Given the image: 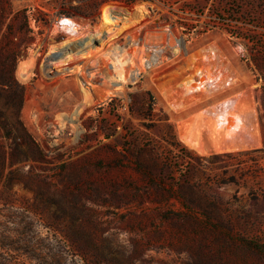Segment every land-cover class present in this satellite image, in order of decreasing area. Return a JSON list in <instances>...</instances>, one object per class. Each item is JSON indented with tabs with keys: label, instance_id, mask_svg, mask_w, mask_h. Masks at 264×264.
<instances>
[{
	"label": "rangeland",
	"instance_id": "1",
	"mask_svg": "<svg viewBox=\"0 0 264 264\" xmlns=\"http://www.w3.org/2000/svg\"><path fill=\"white\" fill-rule=\"evenodd\" d=\"M263 7L264 0H0V14L28 10L34 41L16 69L25 87L21 118L65 165L52 174L54 185L68 190L57 198L63 209L78 204L75 223L24 218L34 195L15 186L16 196L5 201L0 187L2 227L24 231L31 246L62 248L65 255L49 264H264L263 82L256 80L252 43L232 36H264ZM147 92L156 98L150 130L139 116ZM104 120L108 132L116 128L110 139L98 133ZM166 124L182 146L212 157L195 179L211 182L186 190L207 218L146 193L131 164L130 151L144 135L167 146ZM115 149L119 167L111 161ZM224 173L238 183L216 184ZM75 232L76 242L68 238ZM75 245H91L98 256L74 257Z\"/></svg>",
	"mask_w": 264,
	"mask_h": 264
},
{
	"label": "trees",
	"instance_id": "2",
	"mask_svg": "<svg viewBox=\"0 0 264 264\" xmlns=\"http://www.w3.org/2000/svg\"><path fill=\"white\" fill-rule=\"evenodd\" d=\"M236 7V6H235ZM28 10L23 9L13 12L1 9L0 14V187L1 198L5 201L10 200L12 189L15 186L29 191L34 195L35 201L31 204L25 203L28 207L23 208L24 218L30 215L48 217L54 219L56 224L69 221L75 223L78 221V204L71 202L69 209H63L64 203L57 198L67 194V189L60 190L54 185V173L59 170H65L61 159L51 158L37 143L35 138L25 126L21 111L25 101V87L19 83L16 78V69L19 60L25 56L29 46L34 41L33 32L29 26ZM264 15V7L262 8ZM12 15L9 22L8 17ZM36 22H40L35 18ZM45 20L44 24H47ZM249 24V22H243ZM236 38L244 37L252 43L255 50L256 65L255 71L257 81H262V93L260 97L259 121L264 131V36L255 35L247 38L241 34H232ZM117 99H112L108 103L111 107ZM147 109L139 110V116L146 122L143 126L150 130L154 127L156 120L154 110L156 98L151 92H147ZM104 107H100V115L103 114ZM160 120V119H159ZM167 120V119H166ZM166 132L163 133L162 144L155 143L144 135L140 146H134L130 155L134 170L147 183L146 193L149 190L156 191L162 195L166 202L178 200L184 208L192 214L208 217L207 208L196 199L186 196V190L194 193L203 185H208L211 178L207 180H195L200 170L206 168L202 162L209 163L211 158L200 157L188 150L177 140L173 125L163 126ZM109 131L108 121L104 120L98 125V133L103 135L104 139H110L116 132V128ZM107 144L104 145L106 147ZM264 151V150H261ZM114 155L111 159L113 167H119L122 161L118 150H113ZM258 151L246 154H226V158H236L237 156L251 155ZM124 158V157H123ZM189 160L197 162L193 165ZM192 164V165H191ZM187 165H191L188 170ZM179 173V176H177ZM53 174V175H52ZM217 176L216 184L227 185L237 184L236 176ZM205 176V173H204ZM63 179V178H62ZM60 178L59 181L62 180ZM169 181V182H168ZM169 185V189H167ZM135 193H138L136 190ZM161 203L163 201H160ZM24 205V204H23ZM25 229V227H24ZM15 232L19 237L15 236ZM24 231L3 228L0 224V264H26V261L36 264H49L48 260L62 258L65 255L62 248L31 246L30 242L23 237ZM23 237V238H22ZM68 238L72 241H78V232L69 234ZM74 242V243H75ZM72 255L97 257V250L89 246H71ZM61 255V256H60ZM51 264V263H50ZM53 264V263H52ZM58 264V261H56Z\"/></svg>",
	"mask_w": 264,
	"mask_h": 264
},
{
	"label": "bare ground",
	"instance_id": "3",
	"mask_svg": "<svg viewBox=\"0 0 264 264\" xmlns=\"http://www.w3.org/2000/svg\"><path fill=\"white\" fill-rule=\"evenodd\" d=\"M181 135H182V133H180ZM191 137V136H190ZM183 138V140H185L188 144H190V145H193L199 152H201V153H205L206 152V147H203V146H199L198 145V143L197 142H195L192 138H189V139H187V138H185V137H182ZM181 140V139H180ZM182 140V141H183ZM201 141V140H200ZM203 141V140H202ZM201 141V142H202ZM206 141V140H205ZM205 144V143H204ZM203 145V144H202ZM208 151V150H207Z\"/></svg>",
	"mask_w": 264,
	"mask_h": 264
}]
</instances>
